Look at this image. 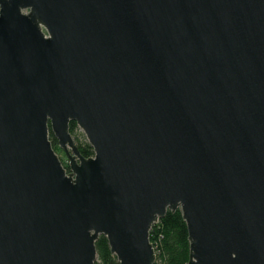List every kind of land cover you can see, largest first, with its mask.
Here are the masks:
<instances>
[{"label": "water", "instance_id": "1", "mask_svg": "<svg viewBox=\"0 0 264 264\" xmlns=\"http://www.w3.org/2000/svg\"><path fill=\"white\" fill-rule=\"evenodd\" d=\"M176 209L264 264V0H0V264H154Z\"/></svg>", "mask_w": 264, "mask_h": 264}, {"label": "trees", "instance_id": "2", "mask_svg": "<svg viewBox=\"0 0 264 264\" xmlns=\"http://www.w3.org/2000/svg\"><path fill=\"white\" fill-rule=\"evenodd\" d=\"M70 132L76 142L79 151L84 156L93 154L92 146L85 139L84 134L79 130L76 122L71 120L69 123ZM50 139L56 151H60L56 138L50 132ZM68 168V164L65 165ZM149 239L152 242L156 258L154 264H187L189 255V240L186 222L182 217L181 211L167 210L149 230ZM97 259L95 264H111L110 258L113 255L106 236L100 234L95 241Z\"/></svg>", "mask_w": 264, "mask_h": 264}, {"label": "rangeland", "instance_id": "3", "mask_svg": "<svg viewBox=\"0 0 264 264\" xmlns=\"http://www.w3.org/2000/svg\"><path fill=\"white\" fill-rule=\"evenodd\" d=\"M79 128V127H78ZM79 130H81L80 128H79ZM81 132H82V130H81ZM83 133V132H82ZM84 134V133H83ZM85 136V135H84ZM86 139V138H85ZM62 150V149H61ZM56 151L57 153H58V155H59V157H60V159H61V161H62V163H63V165L65 166L66 164H68V158H67V156H66V154H65V152L64 151Z\"/></svg>", "mask_w": 264, "mask_h": 264}, {"label": "flooded vegetation", "instance_id": "4", "mask_svg": "<svg viewBox=\"0 0 264 264\" xmlns=\"http://www.w3.org/2000/svg\"><path fill=\"white\" fill-rule=\"evenodd\" d=\"M61 151H63V149Z\"/></svg>", "mask_w": 264, "mask_h": 264}]
</instances>
